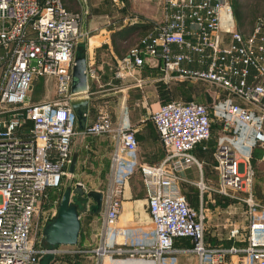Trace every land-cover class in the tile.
<instances>
[{"label":"built area","instance_id":"2783aa9c","mask_svg":"<svg viewBox=\"0 0 264 264\" xmlns=\"http://www.w3.org/2000/svg\"><path fill=\"white\" fill-rule=\"evenodd\" d=\"M162 4V21L119 59L114 77L130 76L140 83L137 75L148 67L158 73L156 82L167 87L198 82L218 88L222 96L211 111L194 100L172 99L150 113L165 155L157 163L140 164L138 171L154 239L129 252L151 255L160 263L175 250L176 239L188 238L201 264H216L217 254L238 253L242 264H264V205L253 198L250 162L254 148L264 151V19L243 34L235 27L231 0ZM82 19V12L62 0H0V264H37L42 255L59 252L58 247L35 245L32 233L41 212L47 211L44 225L54 217L60 202L55 191L71 162L77 119L69 100L77 95L72 90L73 50L83 35ZM86 75L96 74L89 69ZM39 76L54 81V100L32 101ZM211 112L231 136L221 139L213 153L217 185L199 182L198 187L247 204L245 245L240 247L210 248L203 209L190 206L179 189L181 173L200 167L192 151L210 138ZM79 132L115 141L103 193L104 235L96 249L102 255L113 250L120 195L138 143L127 118L122 115L114 123L108 112L100 111ZM240 233L233 225L229 237Z\"/></svg>","mask_w":264,"mask_h":264},{"label":"crops","instance_id":"0c3cea01","mask_svg":"<svg viewBox=\"0 0 264 264\" xmlns=\"http://www.w3.org/2000/svg\"><path fill=\"white\" fill-rule=\"evenodd\" d=\"M71 1L73 0H62L64 5L70 10L80 11L71 7ZM99 22L100 21L98 19H93L92 21L90 20L88 24H84L82 21L81 31L83 35L76 43L73 50L74 65L83 64L85 66V73L87 70L92 69L96 74L95 77L88 78L87 88L83 90V92H89L90 94L98 92L94 86L100 87V74L104 72V69L108 68L106 65L108 64L109 59L111 61L113 59L117 60L118 64L119 59L127 51L126 49L122 51H119L120 48L115 49L112 30L107 29L105 23V26H100L98 24ZM92 31L95 32L92 33ZM126 41L127 40L122 42ZM141 73L148 75L142 79L143 81L150 79L152 82L156 81V76L158 74L156 70H150L148 67H144ZM137 76L140 78L141 74L140 76L139 74ZM133 86L137 85L134 84ZM177 90H179V93L182 92V89L178 88ZM174 94L175 97H178V94L175 92ZM112 95L113 92L106 93L103 95L104 98L100 96L101 103H98V109L102 110L104 108H109L110 112H115V115L111 116L114 123H117L121 119L122 115L126 117L128 123L134 129L135 137L138 143L137 151L130 157L133 161L130 167L131 172L123 184L122 193L120 195V209L114 223L113 250L99 255L94 252L97 248H89L90 246L96 244L98 247L102 236L104 235L103 220L105 217V208L103 205V193L107 186L106 183L102 189L90 188L84 193L81 191V196L86 197V199L83 200L79 198L83 205H81V214H79L80 231L77 243L73 245H59V252L56 255H53V258L45 264H85L87 262L86 258H93L90 259L92 260V263L94 261L93 264H201L199 256L191 250L192 242L188 238L176 239L174 243L175 250L169 255H164L160 263L151 255H141L139 252H129L138 248L139 245H150L154 239V229L150 222L147 200L145 198V192L138 167L142 163L150 164L161 161L164 157V153L161 151L163 147L159 140L158 133L150 119V116L147 115L149 111L147 107L144 108L145 103L141 102L143 106L142 112H137V114H135L124 102H121L120 108L118 107L117 109V107H114L112 103L114 96ZM123 105L125 107L124 109L122 108ZM249 107L253 108L254 106L250 104ZM113 108H116L115 111ZM95 118L96 114L91 112L87 106L86 126L93 123ZM79 131L80 130L77 126V132L81 133ZM230 136V130L226 129L222 122L218 120L216 122L212 121L210 138L207 141L198 144L192 151L200 163V167L192 166L183 171L182 175L188 186L194 187V202L198 203V206L195 208L202 207L203 197H208L209 193L214 192L209 189L201 191L198 187V183L201 182L203 185L208 187H214L217 185V172L214 168L215 160L213 153L220 140H228ZM114 144L115 141L113 139H109L108 141L103 140L101 142L96 140V142L92 144L85 139H78L74 135L71 162L67 165L66 171L69 172L72 167L74 161V149H108V154L111 157ZM251 160L255 174L260 169L264 171V151L257 147L254 148ZM255 178L254 182L256 180V185L253 183L252 188L253 198L255 201L264 205V173L258 177L256 174ZM190 189L191 188H188V193ZM91 191L96 193L95 197L88 195ZM98 194L102 196L99 197ZM240 195L244 197L246 196V193L241 192ZM97 199H101L100 203L97 202ZM242 203L246 207L245 213L247 222L248 207L246 203ZM84 217L88 223L85 226L82 221ZM219 224V220L214 219V223L211 225L212 228H205V241L210 248L222 249L233 245L238 247L245 245L247 224L243 227V230H241V233L237 237L239 238L236 239L237 243L234 244H224L222 234H220ZM232 224L235 223L232 222ZM115 249H121L122 252L117 253ZM95 254L96 256L94 257ZM216 258V264H231L234 261L239 262L242 259V255L239 253L225 255L217 254Z\"/></svg>","mask_w":264,"mask_h":264},{"label":"rangeland","instance_id":"374dc122","mask_svg":"<svg viewBox=\"0 0 264 264\" xmlns=\"http://www.w3.org/2000/svg\"><path fill=\"white\" fill-rule=\"evenodd\" d=\"M242 7H244L245 19L242 26H238L235 19V27L243 34H248L253 28L255 23L259 19H264V0H238ZM71 7L76 10H82V21L88 24L93 19H98L100 26H105L107 29L112 30V35H116L119 31H126L125 29H131V27L138 25H148L149 31H152L154 27L160 24L163 19V0H73L70 2ZM122 3V4H121ZM97 16V17H94ZM106 21V22H105ZM105 23V24H104ZM108 23V24H107ZM133 29V28H132ZM129 31V30H128ZM126 31V32H128ZM95 31H92L94 33ZM148 33V32H147ZM146 33V34H147ZM145 36L141 35L140 31L133 32L127 35V41L119 44L123 49L128 50L130 47L137 44L140 39ZM117 43H119V37H115ZM127 52V51H126ZM108 68L104 69V72L100 74V87H95L98 91L95 94L89 92H83L74 96H71L69 101L80 102L86 100V106L89 107L91 112H94L96 116L100 111L108 112L111 116L115 115V112H110L109 108L98 109L100 98L106 93L113 92L114 99L112 103L114 107L120 108L121 102L127 104V106L135 113L142 112V103H145L144 108L147 107L150 113L157 109L159 104L163 101L174 99L176 101L185 102L194 100L205 104L208 108L212 107L219 98L222 96L221 90L214 87H209L202 83H175L169 84L168 87L161 82H152L149 80L136 83L135 80L130 77H114V72L117 68V60L109 59ZM148 76L145 73H141V78ZM136 84L137 86H133ZM162 84V86H160ZM181 86V87H179ZM182 89L181 93L179 90ZM178 97H175V94ZM32 101L39 102L42 100H54L57 95L55 91L54 81L45 76H39L33 82L31 90ZM101 96V97H100ZM114 109V108H113ZM116 109V108H115ZM114 109V111H115ZM211 111V108H210ZM212 121L216 122L218 119L213 118L211 112ZM220 121V120H218ZM221 122V121H220ZM75 136L78 139H85L89 143L94 144L96 140L98 142L108 141L112 139L108 135L92 136L88 134L76 133ZM74 161L66 176H64L61 187L57 194L61 195L63 191L70 187L75 189L78 187L79 191L83 193L90 188L102 189L104 184L108 183L111 175V161L108 154V149H74ZM165 155V150L161 149ZM252 165V160L250 161ZM253 168V166H252ZM261 176L264 171L261 169L255 174ZM67 172V171H66ZM256 179V178H255ZM263 179V178H262ZM260 179V180H262ZM253 183L256 185V180ZM179 189L182 196L185 198L190 206H198V203L194 202V187L188 186L181 173L179 180ZM107 185V184H106ZM188 188H191L188 193ZM238 195V194H236ZM71 203L75 204L78 208V213L81 214L82 201L78 198L77 193L72 192ZM204 212V224L205 228L211 229L214 219L219 220L220 234H222L224 244L237 243L236 239L230 238L229 233L233 225L238 226L243 230V227L247 224L245 205L237 198L228 197L218 194L217 192L209 193L208 197L204 196L202 205ZM58 207V206H57ZM57 209V208H56ZM47 210V209H45ZM44 210V211H45ZM53 211L50 210L49 213ZM47 211L44 214L41 212L37 218V226L34 227L32 236L34 238L35 245L47 247V243L42 235L43 227ZM83 219V218H82ZM84 226L88 224L86 218L82 220ZM208 221V222H207ZM207 222V226H206ZM234 222L235 224H232ZM234 246V245H233ZM97 248V244L90 246L89 248ZM96 254L98 252L94 251ZM94 255V257L96 256ZM85 264H91L93 258H86ZM242 260V259H241ZM232 262L231 264H242V261ZM44 255L40 257L37 264H43ZM94 263V261H93ZM92 263V264H93Z\"/></svg>","mask_w":264,"mask_h":264},{"label":"water","instance_id":"95a60500","mask_svg":"<svg viewBox=\"0 0 264 264\" xmlns=\"http://www.w3.org/2000/svg\"><path fill=\"white\" fill-rule=\"evenodd\" d=\"M85 66L82 64H75L72 70L73 82L72 90L83 89L85 90L88 85V77L84 71ZM72 107L76 114L77 126L79 130H84L86 127V101L83 103H73ZM72 192L77 193L80 199L85 200L86 197H80L82 192L78 187L66 188L60 198L54 217L44 225L42 235L47 243V249L52 250L59 245H73L77 243L78 234L80 231V219L78 208L75 204L71 203ZM88 195L95 197L96 193L89 192ZM99 197L102 195L98 194ZM101 199H97L100 203ZM53 258V253L49 252L44 255L43 264Z\"/></svg>","mask_w":264,"mask_h":264},{"label":"trees","instance_id":"16d2710c","mask_svg":"<svg viewBox=\"0 0 264 264\" xmlns=\"http://www.w3.org/2000/svg\"><path fill=\"white\" fill-rule=\"evenodd\" d=\"M231 3H232V8H233L234 19H236L237 24L240 27V26L243 25L244 19L246 17L245 12H244V7L241 6V4L239 3L238 0H231ZM125 30L126 31L129 30V31L128 32H126V31H119L116 35H113V39H114L113 42L115 43L114 44V47H115V49H119L120 48L119 51L124 50L122 48V46H120L119 44H121L122 41L127 40V35L128 34L133 33V32H137V31H140L141 35H146L147 32L148 33L150 32L149 31L150 29H149V26L148 25H138V26L131 27V29H125ZM115 37H117V38L119 37L118 38L119 39V43H117ZM160 86H162V84H160ZM163 102H165V101H163Z\"/></svg>","mask_w":264,"mask_h":264},{"label":"bare ground","instance_id":"6f19581e","mask_svg":"<svg viewBox=\"0 0 264 264\" xmlns=\"http://www.w3.org/2000/svg\"><path fill=\"white\" fill-rule=\"evenodd\" d=\"M83 92V89H78V90H74V93L76 94H80ZM86 101V100H85ZM84 101H80V102H73V103H83Z\"/></svg>","mask_w":264,"mask_h":264}]
</instances>
